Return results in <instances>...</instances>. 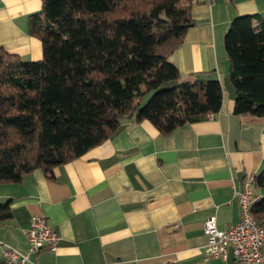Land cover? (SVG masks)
Instances as JSON below:
<instances>
[{"label": "crops", "instance_id": "crops-1", "mask_svg": "<svg viewBox=\"0 0 264 264\" xmlns=\"http://www.w3.org/2000/svg\"><path fill=\"white\" fill-rule=\"evenodd\" d=\"M41 5L0 0V47L23 61L42 58L27 31ZM238 16L264 20V0H193L192 25L169 57L178 83L199 73L220 82L215 116L166 136L125 119L107 141L56 167L53 178L36 170L0 185V204L9 202L12 214L0 222V264H7L4 246L27 250L33 216H44L60 238L54 251L31 256L33 264H242L232 255L202 261L204 220L214 217L218 229L236 224L234 190L248 174L264 173V116L233 114L223 37Z\"/></svg>", "mask_w": 264, "mask_h": 264}, {"label": "trees", "instance_id": "trees-1", "mask_svg": "<svg viewBox=\"0 0 264 264\" xmlns=\"http://www.w3.org/2000/svg\"><path fill=\"white\" fill-rule=\"evenodd\" d=\"M28 34L39 61L0 47V185L17 183L85 155L116 133L122 120L149 122L166 136L215 116L222 87L211 73L180 75L169 57L192 25L193 0H41ZM235 17L223 45L234 90L233 114L264 116V20ZM178 86L163 88L165 83ZM151 97L142 105L145 95ZM264 220V173L255 176ZM12 217L0 204V222Z\"/></svg>", "mask_w": 264, "mask_h": 264}, {"label": "built area", "instance_id": "built-area-1", "mask_svg": "<svg viewBox=\"0 0 264 264\" xmlns=\"http://www.w3.org/2000/svg\"><path fill=\"white\" fill-rule=\"evenodd\" d=\"M255 176L248 174L241 190L233 195L240 209L239 221L226 229H218L214 217L203 222L207 243L202 250V261L218 258L226 260L232 255L242 264H264V220L258 222L252 208L260 200L255 191ZM27 250L22 253L10 246H4L3 256L7 264H33L30 257L41 250L54 251L60 240L50 229L44 216H33L26 232Z\"/></svg>", "mask_w": 264, "mask_h": 264}, {"label": "rangeland", "instance_id": "rangeland-1", "mask_svg": "<svg viewBox=\"0 0 264 264\" xmlns=\"http://www.w3.org/2000/svg\"><path fill=\"white\" fill-rule=\"evenodd\" d=\"M178 86V83L177 82H169V83H165L163 86H162V89L163 88H172V87H176ZM151 97V94H148V95H145V97L142 99L141 103L142 105Z\"/></svg>", "mask_w": 264, "mask_h": 264}]
</instances>
